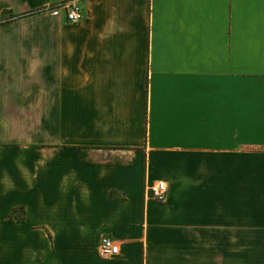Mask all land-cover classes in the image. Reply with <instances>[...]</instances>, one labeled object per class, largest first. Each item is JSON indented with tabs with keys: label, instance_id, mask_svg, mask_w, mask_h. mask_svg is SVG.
Masks as SVG:
<instances>
[{
	"label": "crops",
	"instance_id": "obj_1",
	"mask_svg": "<svg viewBox=\"0 0 264 264\" xmlns=\"http://www.w3.org/2000/svg\"><path fill=\"white\" fill-rule=\"evenodd\" d=\"M66 1L0 0V264H264V0Z\"/></svg>",
	"mask_w": 264,
	"mask_h": 264
},
{
	"label": "built area",
	"instance_id": "obj_2",
	"mask_svg": "<svg viewBox=\"0 0 264 264\" xmlns=\"http://www.w3.org/2000/svg\"><path fill=\"white\" fill-rule=\"evenodd\" d=\"M65 3V16L68 21L74 22L83 17L81 6L75 0H68ZM149 195L157 200H163L166 195V182L161 178L152 180L147 185ZM119 251L117 240L108 234H103L100 237L98 244V252L102 256L116 254Z\"/></svg>",
	"mask_w": 264,
	"mask_h": 264
}]
</instances>
